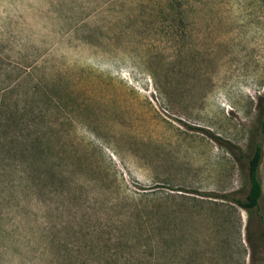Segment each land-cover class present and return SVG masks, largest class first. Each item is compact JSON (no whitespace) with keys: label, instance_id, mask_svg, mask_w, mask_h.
<instances>
[{"label":"rangeland","instance_id":"obj_1","mask_svg":"<svg viewBox=\"0 0 264 264\" xmlns=\"http://www.w3.org/2000/svg\"><path fill=\"white\" fill-rule=\"evenodd\" d=\"M14 110L55 148L27 167L0 127V264H157L112 238L182 203V264H264V197L190 200L249 191L264 0H0V126Z\"/></svg>","mask_w":264,"mask_h":264},{"label":"trees","instance_id":"obj_2","mask_svg":"<svg viewBox=\"0 0 264 264\" xmlns=\"http://www.w3.org/2000/svg\"><path fill=\"white\" fill-rule=\"evenodd\" d=\"M45 116H47V113L42 111L23 112L22 110H14L9 113L5 125L1 123V129H5V138L11 137L10 143L13 146V155L20 164L37 169V166L42 161L53 159L51 154L55 146L51 138L48 137L51 135L49 133H40L39 130L34 131L30 123L31 121L38 123V120ZM262 116L260 117V127L255 131V135L259 140H256L249 161L248 176L250 188L246 199L243 201L236 199L233 194H223L208 196V198L205 196L204 198L193 197L192 199L186 196L184 200L188 201L190 199L200 203H210L212 206H219L220 203L230 208L234 207L233 205H237L247 211L251 218L260 217V203L264 197L263 185L260 179V166L264 157V119ZM22 121H26V123L23 124ZM26 131L27 133H25ZM0 137H2L1 134ZM201 196L203 197V195ZM199 206L198 204L196 205V207ZM185 207L186 203H182L177 210L168 214L165 212L167 210L166 206L159 207L157 222L154 220V222L149 224V222H145L142 219L137 224L139 228L132 227L130 231L121 230L123 235L117 233L112 240L119 241L118 247L123 246L126 249L136 248L140 251L139 255L141 256L149 253L148 256L151 260L156 261L157 264H182L184 248L182 240L186 236L183 227L184 220L182 219ZM195 214L198 216L199 212L196 211ZM174 215L178 219L177 222L171 220ZM133 222L134 220L129 219L126 223ZM172 222L174 226L171 225ZM130 233L135 234L129 237ZM123 258L126 259V264L130 263V259L127 256H123ZM106 261L108 264H118L121 258L117 254H112L106 258ZM137 262V264H146L144 259H138Z\"/></svg>","mask_w":264,"mask_h":264}]
</instances>
